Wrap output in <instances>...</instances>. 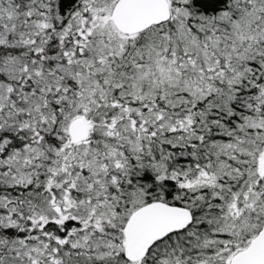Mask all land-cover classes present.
Segmentation results:
<instances>
[{"label":"snow or ice","instance_id":"snow-or-ice-1","mask_svg":"<svg viewBox=\"0 0 264 264\" xmlns=\"http://www.w3.org/2000/svg\"><path fill=\"white\" fill-rule=\"evenodd\" d=\"M0 264H264V0H0Z\"/></svg>","mask_w":264,"mask_h":264}]
</instances>
